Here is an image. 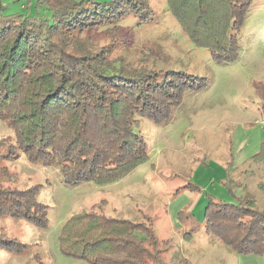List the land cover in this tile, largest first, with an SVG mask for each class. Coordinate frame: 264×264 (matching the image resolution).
<instances>
[{
	"label": "trees",
	"instance_id": "1",
	"mask_svg": "<svg viewBox=\"0 0 264 264\" xmlns=\"http://www.w3.org/2000/svg\"><path fill=\"white\" fill-rule=\"evenodd\" d=\"M250 1L166 0L191 43L206 48L216 62L237 57V36ZM36 4L51 14L50 20L4 15L0 3V119L15 135L7 150L8 137L0 138V162L18 149L30 162L57 160L65 183L116 182L148 161L140 120L165 123L169 107L179 102L174 101L178 89L195 78L173 71L157 76L131 67L86 39L94 30H116L127 17L148 23L153 16L149 0ZM256 159L264 163V145ZM3 178L14 181L0 169V218H24L45 229L47 207L37 202V186L3 187ZM213 204L205 213L208 234L237 255L264 254V211L257 210L254 200ZM188 216L195 229L197 222ZM145 224L90 209L66 220L58 243L64 255L89 264H164L153 229ZM2 244L18 254L26 250L14 241L0 239Z\"/></svg>",
	"mask_w": 264,
	"mask_h": 264
},
{
	"label": "rangeland",
	"instance_id": "2",
	"mask_svg": "<svg viewBox=\"0 0 264 264\" xmlns=\"http://www.w3.org/2000/svg\"><path fill=\"white\" fill-rule=\"evenodd\" d=\"M0 3L4 15L51 18L36 0ZM149 5L153 16L148 23L131 16L116 30L101 28L85 35L95 47L108 48L110 59L157 76L173 71L195 78L178 89L174 101L179 102L169 107L165 123L140 120L148 161L113 183L68 184L57 160L30 162L18 149L13 151L0 169L8 170L14 181L3 178L2 185L37 186V202L47 207V227L24 218H0L2 242L26 245L18 254L2 244L0 264H89L64 255L58 235L68 218L90 209L152 227L164 264H264V254L237 255L204 226L213 202L237 205L252 199L264 211V163L256 159L264 145V0L250 1L232 62H216L206 48L194 46L166 0H149ZM5 137L7 150L15 135L0 119V138ZM189 214L197 222L195 229Z\"/></svg>",
	"mask_w": 264,
	"mask_h": 264
}]
</instances>
